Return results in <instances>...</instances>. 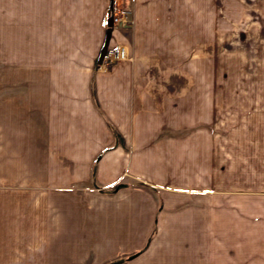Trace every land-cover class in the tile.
<instances>
[{
  "label": "crops",
  "instance_id": "crops-1",
  "mask_svg": "<svg viewBox=\"0 0 264 264\" xmlns=\"http://www.w3.org/2000/svg\"><path fill=\"white\" fill-rule=\"evenodd\" d=\"M0 264H264V0H0Z\"/></svg>",
  "mask_w": 264,
  "mask_h": 264
},
{
  "label": "built area",
  "instance_id": "built-area-1",
  "mask_svg": "<svg viewBox=\"0 0 264 264\" xmlns=\"http://www.w3.org/2000/svg\"><path fill=\"white\" fill-rule=\"evenodd\" d=\"M112 21V26L108 25L109 20ZM106 24L111 30L128 29L133 25V15L130 9L116 8L109 11L106 16ZM127 57L125 43H118L114 48H109L103 57L101 64H111L113 61Z\"/></svg>",
  "mask_w": 264,
  "mask_h": 264
},
{
  "label": "water",
  "instance_id": "water-1",
  "mask_svg": "<svg viewBox=\"0 0 264 264\" xmlns=\"http://www.w3.org/2000/svg\"><path fill=\"white\" fill-rule=\"evenodd\" d=\"M108 25H109L110 27L112 26V21H111V19L109 20ZM110 34H111V32H109V34H108V38H110ZM107 50H108V43L104 46V48H103V50H102V52H101V54H100L99 62L102 61V59H103V57L105 56Z\"/></svg>",
  "mask_w": 264,
  "mask_h": 264
},
{
  "label": "rangeland",
  "instance_id": "rangeland-1",
  "mask_svg": "<svg viewBox=\"0 0 264 264\" xmlns=\"http://www.w3.org/2000/svg\"><path fill=\"white\" fill-rule=\"evenodd\" d=\"M113 31H114V30H113ZM237 33H238V32H237ZM236 36H237V35H236ZM236 36H234V38H233V39H234V42H235V40H236V41H239L238 38H237ZM223 37H224V36H223ZM238 37H239V36H238ZM223 41H224V38H223Z\"/></svg>",
  "mask_w": 264,
  "mask_h": 264
}]
</instances>
